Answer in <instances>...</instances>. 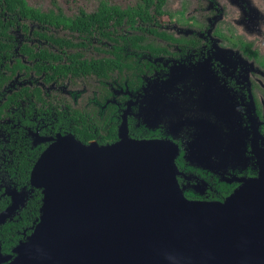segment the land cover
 Returning a JSON list of instances; mask_svg holds the SVG:
<instances>
[{
	"label": "flooded vegetation",
	"instance_id": "obj_1",
	"mask_svg": "<svg viewBox=\"0 0 264 264\" xmlns=\"http://www.w3.org/2000/svg\"><path fill=\"white\" fill-rule=\"evenodd\" d=\"M12 2L0 0L3 195L22 187L8 168L60 134L173 140L191 200L264 172V0Z\"/></svg>",
	"mask_w": 264,
	"mask_h": 264
},
{
	"label": "water",
	"instance_id": "obj_2",
	"mask_svg": "<svg viewBox=\"0 0 264 264\" xmlns=\"http://www.w3.org/2000/svg\"><path fill=\"white\" fill-rule=\"evenodd\" d=\"M178 154L173 140L122 129L112 144L54 137L26 185L4 183L10 202L0 225L35 189L42 204L10 252L0 239V264H264V172L225 199L191 200Z\"/></svg>",
	"mask_w": 264,
	"mask_h": 264
},
{
	"label": "trees",
	"instance_id": "obj_3",
	"mask_svg": "<svg viewBox=\"0 0 264 264\" xmlns=\"http://www.w3.org/2000/svg\"><path fill=\"white\" fill-rule=\"evenodd\" d=\"M7 0L8 4L11 2L12 6L15 2ZM33 164L20 165L17 167L8 168L11 176L17 180L18 186H23L29 182L30 172ZM10 198L2 194L0 191V211L6 208L9 204ZM42 204V193L40 189H35L28 199L25 207H23L18 215L12 220L0 225V239L2 241V250L5 253L11 249L22 239L25 235L32 232L34 226L39 220L40 206ZM25 232V233H24Z\"/></svg>",
	"mask_w": 264,
	"mask_h": 264
},
{
	"label": "rangeland",
	"instance_id": "obj_4",
	"mask_svg": "<svg viewBox=\"0 0 264 264\" xmlns=\"http://www.w3.org/2000/svg\"><path fill=\"white\" fill-rule=\"evenodd\" d=\"M217 144V143H216ZM219 146V144H217L215 147Z\"/></svg>",
	"mask_w": 264,
	"mask_h": 264
}]
</instances>
